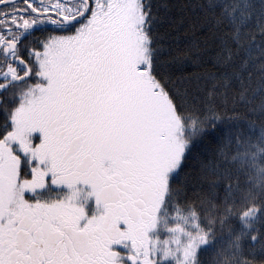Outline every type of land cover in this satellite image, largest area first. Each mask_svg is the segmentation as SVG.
Here are the masks:
<instances>
[{
  "label": "snow or ice",
  "instance_id": "6c2138e0",
  "mask_svg": "<svg viewBox=\"0 0 264 264\" xmlns=\"http://www.w3.org/2000/svg\"><path fill=\"white\" fill-rule=\"evenodd\" d=\"M0 264H264V0H0Z\"/></svg>",
  "mask_w": 264,
  "mask_h": 264
},
{
  "label": "trees",
  "instance_id": "16d2710c",
  "mask_svg": "<svg viewBox=\"0 0 264 264\" xmlns=\"http://www.w3.org/2000/svg\"><path fill=\"white\" fill-rule=\"evenodd\" d=\"M224 242H225V243L227 242V236H225V238H224ZM221 246H223V245H221ZM256 251H257V252H260L261 250L259 249V247H257V248H256Z\"/></svg>",
  "mask_w": 264,
  "mask_h": 264
}]
</instances>
